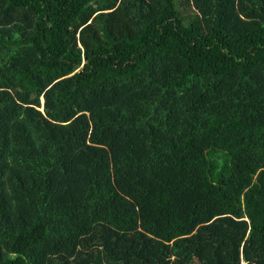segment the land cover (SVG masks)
<instances>
[{
    "label": "trees",
    "instance_id": "1",
    "mask_svg": "<svg viewBox=\"0 0 264 264\" xmlns=\"http://www.w3.org/2000/svg\"><path fill=\"white\" fill-rule=\"evenodd\" d=\"M0 264H264V0H0Z\"/></svg>",
    "mask_w": 264,
    "mask_h": 264
}]
</instances>
